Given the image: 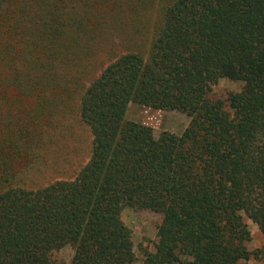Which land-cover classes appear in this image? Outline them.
Wrapping results in <instances>:
<instances>
[{
  "label": "trees",
  "instance_id": "1",
  "mask_svg": "<svg viewBox=\"0 0 264 264\" xmlns=\"http://www.w3.org/2000/svg\"><path fill=\"white\" fill-rule=\"evenodd\" d=\"M221 79L243 89L209 99ZM130 103L190 122L156 138ZM74 106L88 161L25 187ZM126 208L162 215L143 264L257 256L243 216L264 234V0H0V264H55L67 246L70 264H134Z\"/></svg>",
  "mask_w": 264,
  "mask_h": 264
},
{
  "label": "rangeland",
  "instance_id": "2",
  "mask_svg": "<svg viewBox=\"0 0 264 264\" xmlns=\"http://www.w3.org/2000/svg\"><path fill=\"white\" fill-rule=\"evenodd\" d=\"M156 16V11L151 10L144 21L148 33L146 37H149L154 29ZM102 60L100 53L94 54V76L98 75V64ZM242 89L241 81L221 79L208 86L207 96L212 100L226 101L230 94L239 93ZM125 120L150 127L156 138L162 132L181 135L190 122L188 116L181 112L160 111L132 103L128 105ZM58 121L60 123L53 127L50 133L51 142L42 152L41 160L32 171L22 177V183L27 188H39L57 180L72 179L90 157L91 136L79 121L75 106L63 118L59 117ZM122 221L132 234L134 264H143L145 254L155 251L158 241L157 229L162 215L150 210L126 208L122 212ZM243 221L250 233V241L245 244L246 249L258 253L256 257L241 264H264V234L246 216H243ZM72 257L73 250L69 246L52 253L55 264H70Z\"/></svg>",
  "mask_w": 264,
  "mask_h": 264
}]
</instances>
